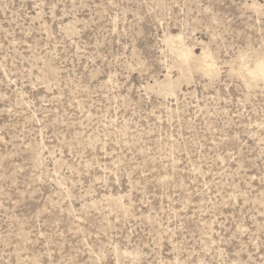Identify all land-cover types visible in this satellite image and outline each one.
<instances>
[{
    "label": "rangeland",
    "instance_id": "374dc122",
    "mask_svg": "<svg viewBox=\"0 0 264 264\" xmlns=\"http://www.w3.org/2000/svg\"><path fill=\"white\" fill-rule=\"evenodd\" d=\"M262 59L264 0H0V264H264Z\"/></svg>",
    "mask_w": 264,
    "mask_h": 264
},
{
    "label": "bare ground",
    "instance_id": "6f19581e",
    "mask_svg": "<svg viewBox=\"0 0 264 264\" xmlns=\"http://www.w3.org/2000/svg\"><path fill=\"white\" fill-rule=\"evenodd\" d=\"M181 37V36H180ZM173 38V37H172ZM171 39V38H169ZM179 40V39H178ZM167 41V39H166ZM173 40H170V43H172ZM168 43V42H167ZM172 45V44H171ZM173 46V45H172ZM192 53V51H190L189 49H182V48H177V54L182 58V59H186L187 57H191L190 54ZM203 58V57H202ZM205 59V58H203ZM202 60V59H201ZM203 61V60H202ZM186 62V61H185ZM188 63V62H187ZM203 63V62H201ZM212 63V62H211ZM213 64V63H212ZM259 64V63H258ZM195 65V64H194ZM186 68H187V65H186ZM203 71L204 72H208V73H211L213 72V69H212V65L211 64H208V65H205L203 66ZM251 71V70H250ZM167 80V79H166Z\"/></svg>",
    "mask_w": 264,
    "mask_h": 264
},
{
    "label": "snow or ice",
    "instance_id": "6c2138e0",
    "mask_svg": "<svg viewBox=\"0 0 264 264\" xmlns=\"http://www.w3.org/2000/svg\"><path fill=\"white\" fill-rule=\"evenodd\" d=\"M248 77H252L253 79H259L264 81V59L260 61V63L256 66L255 69L249 71L247 73Z\"/></svg>",
    "mask_w": 264,
    "mask_h": 264
}]
</instances>
